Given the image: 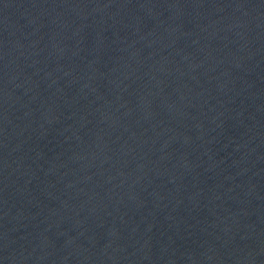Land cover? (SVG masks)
<instances>
[{
    "label": "water",
    "instance_id": "obj_1",
    "mask_svg": "<svg viewBox=\"0 0 264 264\" xmlns=\"http://www.w3.org/2000/svg\"><path fill=\"white\" fill-rule=\"evenodd\" d=\"M0 264H264V0H0Z\"/></svg>",
    "mask_w": 264,
    "mask_h": 264
}]
</instances>
